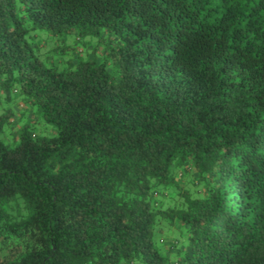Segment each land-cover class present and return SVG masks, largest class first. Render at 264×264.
Masks as SVG:
<instances>
[{
  "label": "trees",
  "instance_id": "1",
  "mask_svg": "<svg viewBox=\"0 0 264 264\" xmlns=\"http://www.w3.org/2000/svg\"><path fill=\"white\" fill-rule=\"evenodd\" d=\"M15 89L0 264H264V0H0Z\"/></svg>",
  "mask_w": 264,
  "mask_h": 264
},
{
  "label": "rangeland",
  "instance_id": "2",
  "mask_svg": "<svg viewBox=\"0 0 264 264\" xmlns=\"http://www.w3.org/2000/svg\"><path fill=\"white\" fill-rule=\"evenodd\" d=\"M46 57H47V54L42 53V58L44 59ZM0 95L3 96V98H2V109H1V113H3L5 110H13V111L16 110V103H17L16 102V97H17V95H16V89L11 94V101H7L5 99L6 98V95H2V94H0ZM44 124L47 126V124L45 122H44ZM7 130H8V126L6 127V129H5L4 132L5 133L8 132ZM7 134L6 135L4 133L1 134L0 135V140L3 141L8 146L14 147L18 143L19 140L18 139L17 140H14V138L12 136H9ZM47 136H51V135H47Z\"/></svg>",
  "mask_w": 264,
  "mask_h": 264
}]
</instances>
